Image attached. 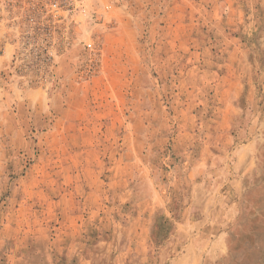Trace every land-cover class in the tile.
<instances>
[{"label": "rangeland", "instance_id": "1", "mask_svg": "<svg viewBox=\"0 0 264 264\" xmlns=\"http://www.w3.org/2000/svg\"><path fill=\"white\" fill-rule=\"evenodd\" d=\"M36 3L0 0V264L20 263L18 249L36 263L42 249L133 246L132 214L176 183L170 145L149 153L158 126L199 133L208 71L229 55L230 69L254 73L264 53V0H115V29L55 32L34 27ZM92 37L100 68L82 77ZM53 41L46 73L33 52Z\"/></svg>", "mask_w": 264, "mask_h": 264}, {"label": "crops", "instance_id": "2", "mask_svg": "<svg viewBox=\"0 0 264 264\" xmlns=\"http://www.w3.org/2000/svg\"><path fill=\"white\" fill-rule=\"evenodd\" d=\"M223 57L228 69L205 79L213 100L199 133L173 137L161 125L148 141L154 156L170 145L176 183L165 202L144 197L132 214L133 246L42 249L36 263L28 262L29 249H18V264H264V53L250 59L258 63L254 73L233 71Z\"/></svg>", "mask_w": 264, "mask_h": 264}, {"label": "built area", "instance_id": "3", "mask_svg": "<svg viewBox=\"0 0 264 264\" xmlns=\"http://www.w3.org/2000/svg\"><path fill=\"white\" fill-rule=\"evenodd\" d=\"M36 4L38 9L34 27L40 30L65 31L83 25L99 30L115 27V17L112 14L115 0H37ZM68 42L70 43L64 41V44L67 45ZM85 46L87 58L78 70L82 77L97 73L103 53V43L97 37H92ZM26 51L16 53L17 58L20 60H23L24 56L31 58L30 50ZM58 55L54 41L46 42L40 51L33 52L37 65L46 73L52 71Z\"/></svg>", "mask_w": 264, "mask_h": 264}]
</instances>
